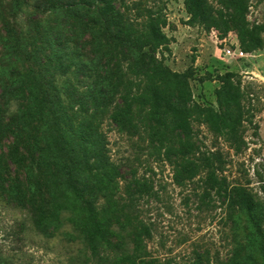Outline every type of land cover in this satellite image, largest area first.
Listing matches in <instances>:
<instances>
[{
    "label": "trees",
    "instance_id": "16d2710c",
    "mask_svg": "<svg viewBox=\"0 0 264 264\" xmlns=\"http://www.w3.org/2000/svg\"><path fill=\"white\" fill-rule=\"evenodd\" d=\"M121 1L0 0V200L24 209L44 238L79 241L71 264H203L200 256L179 263L150 251L153 227L139 202L154 187L146 177H124L108 120L119 131L158 135L155 147L173 161L176 184L203 175L212 190L233 189L247 243L239 241L226 264H262L263 204L246 186L231 188L221 150L194 140L196 123L216 119L229 139L234 123L197 102L189 78L164 62L167 15L147 8L139 20ZM251 1L232 3L245 16ZM185 3L190 23L213 25L208 0ZM249 35L243 26V44ZM232 85L227 101L242 116ZM9 262L0 256V264Z\"/></svg>",
    "mask_w": 264,
    "mask_h": 264
},
{
    "label": "rangeland",
    "instance_id": "374dc122",
    "mask_svg": "<svg viewBox=\"0 0 264 264\" xmlns=\"http://www.w3.org/2000/svg\"><path fill=\"white\" fill-rule=\"evenodd\" d=\"M121 2V9H130L139 20L147 8L167 15L164 31L171 41L164 62L189 78L197 102L222 113L235 126L236 137L229 139L215 129L216 119L196 123L194 140L203 149L221 150L231 188L246 186L264 208V0H252L245 16L232 0H208L215 18L212 26L190 23L185 0ZM243 26L250 32L245 44ZM227 48L233 53L227 54ZM231 85L240 97L242 116L236 102L227 101L225 90ZM105 126L112 158L124 177H146L154 187L153 194L139 202L142 217L153 227L149 240L153 255L179 263L200 256L203 264H226L238 242L247 243L246 219L239 220L230 203L236 196L233 189L212 190L203 175L180 186L174 180L173 161L164 148L155 147L158 135L119 131L108 120ZM29 127L31 134L37 133L36 127ZM167 134L175 140L173 133ZM79 246V241L62 235L44 238L32 228L24 209L0 200V256L9 264H71L68 256Z\"/></svg>",
    "mask_w": 264,
    "mask_h": 264
},
{
    "label": "built area",
    "instance_id": "2783aa9c",
    "mask_svg": "<svg viewBox=\"0 0 264 264\" xmlns=\"http://www.w3.org/2000/svg\"><path fill=\"white\" fill-rule=\"evenodd\" d=\"M233 51H234V50H233L232 48H227V49H226V53H227V54H232Z\"/></svg>",
    "mask_w": 264,
    "mask_h": 264
}]
</instances>
